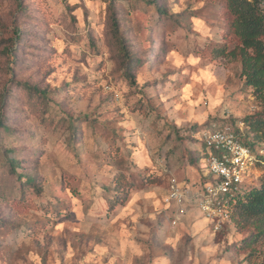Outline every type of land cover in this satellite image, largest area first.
<instances>
[{"label": "rangeland", "instance_id": "1", "mask_svg": "<svg viewBox=\"0 0 264 264\" xmlns=\"http://www.w3.org/2000/svg\"><path fill=\"white\" fill-rule=\"evenodd\" d=\"M218 8L0 0V122L10 129L0 134V264H264V235L254 236L264 218L232 208L216 237L197 208L179 216L164 202L170 178L210 177L196 163L208 150L191 127H228L264 147L243 124L262 105L240 63L210 55L222 44ZM23 175L34 183L24 191ZM120 175L131 188L110 205ZM263 176L253 173L252 185Z\"/></svg>", "mask_w": 264, "mask_h": 264}, {"label": "trees", "instance_id": "2", "mask_svg": "<svg viewBox=\"0 0 264 264\" xmlns=\"http://www.w3.org/2000/svg\"><path fill=\"white\" fill-rule=\"evenodd\" d=\"M218 7L223 24L221 32L222 44L215 43L210 55L213 59L222 57L233 62H239L241 65V77L244 78L245 86L251 88L253 96L261 102L262 112L243 120V124L248 129V132L254 135L251 138L255 141L264 136V0H218ZM155 8L157 12H163V10L158 9L156 4ZM112 28L117 39H119L117 24L115 22L112 23ZM17 35L18 33H16ZM229 39L232 40L230 47L228 46ZM121 51L127 58L126 60L131 62L133 59L132 55L128 54L122 45ZM25 88L29 92L33 89L27 85ZM34 90L33 94L45 97V95L41 94V91ZM25 105L33 110L37 108L32 97L28 98ZM9 130L5 124L0 122V134ZM233 131L245 144L254 146V142L250 143L251 141H247V136L241 135L238 130L235 131L233 129ZM190 132H192L190 135H194V140L196 141V136L199 135L200 131L196 134V128L191 127ZM201 159L202 155L197 156L196 163L198 164ZM16 163V161H10V166L13 170L17 168ZM260 169L264 171V165L260 166ZM23 178L24 182H22ZM116 179L114 187L116 194L110 205L124 203L128 189L131 188V185H126L127 183L123 181L122 175ZM18 182L21 183L22 191L34 184L33 179L25 177V175L20 177ZM182 183L187 185L190 184V181L184 180ZM233 202L232 206L239 217L251 219L264 218V176L257 187L249 186L242 193L236 195ZM236 225L241 231L242 227L240 223H236ZM260 226L259 224L255 225V237L264 235V229H260ZM226 227L220 232L215 233V236L223 235ZM255 237L244 239L238 250L247 251L254 242Z\"/></svg>", "mask_w": 264, "mask_h": 264}, {"label": "built area", "instance_id": "3", "mask_svg": "<svg viewBox=\"0 0 264 264\" xmlns=\"http://www.w3.org/2000/svg\"><path fill=\"white\" fill-rule=\"evenodd\" d=\"M198 136L208 150L200 162L209 179L186 185L170 178L164 202L174 205L179 216L194 206L210 222L215 234L231 223L233 199L245 190L234 193L235 189L253 186V173L264 165V147L245 144L228 127L205 128Z\"/></svg>", "mask_w": 264, "mask_h": 264}]
</instances>
